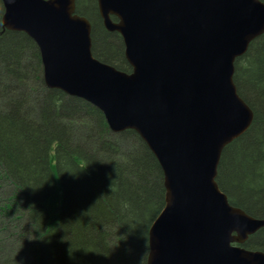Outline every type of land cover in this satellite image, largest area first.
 Returning a JSON list of instances; mask_svg holds the SVG:
<instances>
[{"label": "water", "instance_id": "95a60500", "mask_svg": "<svg viewBox=\"0 0 264 264\" xmlns=\"http://www.w3.org/2000/svg\"><path fill=\"white\" fill-rule=\"evenodd\" d=\"M1 2L3 28L35 42L44 84L98 108L112 132L135 131L157 159L165 205L146 264H264L263 251L242 246L264 220L233 206L216 181L224 147L253 120L234 64L264 33V2L97 0L130 72L95 58L75 0Z\"/></svg>", "mask_w": 264, "mask_h": 264}, {"label": "trees", "instance_id": "16d2710c", "mask_svg": "<svg viewBox=\"0 0 264 264\" xmlns=\"http://www.w3.org/2000/svg\"><path fill=\"white\" fill-rule=\"evenodd\" d=\"M75 1L95 58L130 72L97 1ZM3 12L0 0V178L11 189L0 187V264H146L165 205L157 159L135 131L112 132L98 108L47 87L35 42L4 29ZM233 81L253 120L224 147L216 181L233 206L264 220V33L235 60ZM242 246L264 252V226Z\"/></svg>", "mask_w": 264, "mask_h": 264}, {"label": "rangeland", "instance_id": "374dc122", "mask_svg": "<svg viewBox=\"0 0 264 264\" xmlns=\"http://www.w3.org/2000/svg\"><path fill=\"white\" fill-rule=\"evenodd\" d=\"M97 1V0H96ZM96 6H97V2H96ZM97 11H98V9H97ZM123 42V41H122ZM124 46V45H123ZM42 65V64H41ZM130 68H131V66H130ZM130 71H131V69H130ZM125 72V71H124ZM41 75H42V73H41ZM43 79V78H42ZM8 184V185H7ZM10 183H9V181H6L4 178H0V187H1V189H2V187H5L6 186V189L7 190H5V191H9V190H11L10 189V185H9ZM11 192V191H10ZM9 192V193H10ZM2 217V216H1ZM12 218V217H11ZM11 220H13V219H11ZM4 236H6V234H4ZM12 239L11 238H6L5 239V241H2V244H4V246H5V249H10V244H12V241H11ZM16 244H18V243H16ZM19 245V244H18Z\"/></svg>", "mask_w": 264, "mask_h": 264}, {"label": "bare ground", "instance_id": "6f19581e", "mask_svg": "<svg viewBox=\"0 0 264 264\" xmlns=\"http://www.w3.org/2000/svg\"><path fill=\"white\" fill-rule=\"evenodd\" d=\"M242 135V134H241Z\"/></svg>", "mask_w": 264, "mask_h": 264}]
</instances>
